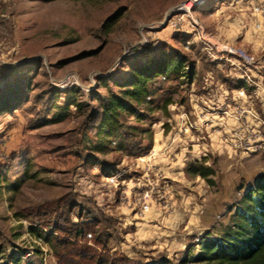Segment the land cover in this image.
<instances>
[{
	"label": "rangeland",
	"instance_id": "1",
	"mask_svg": "<svg viewBox=\"0 0 264 264\" xmlns=\"http://www.w3.org/2000/svg\"><path fill=\"white\" fill-rule=\"evenodd\" d=\"M187 1L0 0V101L24 102L0 114L1 263L24 251L22 264H63L61 254L74 250L85 255L80 264H154L162 257L172 264H211L194 259L201 237L220 236L247 189L264 176V90L252 92L258 84L252 77L244 89L235 86L229 72L238 62L211 60L191 17L215 39L262 61L264 28L257 23L264 17L252 21L250 10H234L221 38L208 18L215 0L191 6V17L176 10ZM114 13L120 18L106 33L100 26ZM172 55L186 64L179 78L160 82L155 99L168 92L173 99L167 113L157 108L142 120L124 116L126 126L136 127L126 150L92 151L99 120L93 93L118 91L115 83L133 67ZM192 69L189 82L184 75ZM67 76L75 83L59 90L54 83ZM256 80L264 85V76ZM221 83L234 88L232 101L207 100L210 85L223 92ZM73 100L81 108L69 104V116L49 122L56 106ZM202 157L214 169L213 184L180 172ZM123 180L136 183L131 203ZM15 182L19 188L11 190ZM149 182L167 198V208L154 194L141 211L138 195ZM166 185L174 187L172 197Z\"/></svg>",
	"mask_w": 264,
	"mask_h": 264
},
{
	"label": "trees",
	"instance_id": "2",
	"mask_svg": "<svg viewBox=\"0 0 264 264\" xmlns=\"http://www.w3.org/2000/svg\"><path fill=\"white\" fill-rule=\"evenodd\" d=\"M51 2L54 0H43ZM222 0H215L214 7ZM213 7V8H214ZM120 18L119 13H114L102 22L101 28L108 33L112 30ZM186 62L179 56L152 60L147 64L133 67L130 73L115 83L118 91L107 88L105 94L94 92L92 100L98 101L99 120L96 124V142L91 143L92 151L106 154L113 150H126L125 140L129 133L136 130L135 126L125 125L123 117L134 116L138 120L144 119L147 112L159 109L167 113V107L173 102L171 93L168 92L162 99H155L162 87L161 80H175L181 73ZM187 80H192L193 69L186 72ZM158 80V83L156 82ZM235 86L245 87L247 83L234 79ZM105 85V83H104ZM250 88L248 87V90ZM73 90H71L72 92ZM63 107L56 106V111L51 117V122H60L69 116V104ZM81 108L80 103H76ZM154 104V107H153ZM140 109H144L142 112ZM146 112V113H145ZM127 129V132L125 131ZM116 146H113L115 145ZM131 154L129 150L128 153ZM206 159L189 161L185 164L184 172L191 177H201L208 184H213L211 176L214 169L205 164ZM11 190L19 188V182L10 184ZM240 205L234 212V219L218 237H210L208 234L201 237L199 251L194 256L196 261H204L211 264H264V176H259L255 184L247 189L240 200ZM29 230L40 238L49 242L48 237L38 228L30 225ZM76 233H80L77 231ZM63 246L65 242H61ZM54 246V245H53ZM61 254L63 264H80L78 258H85L81 251L68 250ZM72 252V253H70ZM3 250H0V254ZM24 251L11 252L6 263L22 264L21 256ZM100 261L97 260V264ZM30 264V263H29ZM154 264H172L169 259L162 257Z\"/></svg>",
	"mask_w": 264,
	"mask_h": 264
},
{
	"label": "crops",
	"instance_id": "3",
	"mask_svg": "<svg viewBox=\"0 0 264 264\" xmlns=\"http://www.w3.org/2000/svg\"><path fill=\"white\" fill-rule=\"evenodd\" d=\"M256 1L257 0H222V1H220L214 8H212V10H210V13L208 14V16H209L208 18H210L209 19L210 27L212 29H214L216 34L219 35L222 38V36L224 35V31L222 32V30H220V28L225 27L226 23L228 22V20L226 21V16H230V13L232 11H234V10H241V11L245 10L246 11L248 9V10L251 11L250 13L252 14V18H250V19L252 21L254 19H256V21H263L261 16H259L253 10V6L256 3ZM223 17H225V20L222 19ZM234 23L235 22L233 21V24ZM257 24L259 25V28L260 27L264 28V24H262V23H257ZM247 34L248 33H246V36H247ZM211 60H213V59H211ZM213 61H216L219 64L221 63L220 62L221 60H213ZM263 68H264V61H262L260 59H255V65H253L252 68L248 67L244 71V73L247 74L248 77H249L248 81H245L246 79L245 80L242 79L243 78L242 77V72L239 71L238 68L236 69L235 67H231L229 74L233 75L232 78H235V79L241 80L243 82H246L247 86L249 84L248 82L251 80L250 78L252 77L255 80V82H256L255 84L258 83L256 89H252V92H255L254 90H257V93L259 92V94H261L260 90H264V85L262 86L260 84V81L256 80V78H261L262 79V77L264 76V69ZM262 81L263 80H261V82ZM218 85H220V88L222 89L223 92H219V87L217 85H213V86H215L217 88V89H214V90L212 89V87L210 85V93H209V96L206 99L209 100V101H232L230 93L232 91H234L233 90L234 88L233 87H229L230 86L229 84L225 85V83H223V84L221 83V84H218ZM215 87H213V88H215ZM240 88L244 89V87H240ZM212 90H213V92H212ZM241 91H243V90H241ZM249 91H251V90H249ZM244 93L245 92H243V94ZM252 96L254 97V94H251V92H250L248 97H252ZM243 97H246V95H243ZM260 97H261V99L259 101H264V93ZM238 99L239 98L233 99V101H236V100L238 101ZM22 103H24V102L23 101H17V102L16 101H14V102L10 101V103H9L10 106H9V104L7 105L6 101H0V114L9 113L10 111H14ZM8 107H9L10 110H8ZM51 117L49 118V122H51L50 121ZM51 123H56V122H51ZM1 132H3V129L0 127V133ZM153 166L156 169H159L160 167H162L160 165H155V164H153ZM167 166L169 168H171L170 164H167ZM179 168H180V172L183 173V170H184L183 166H181ZM171 183H172L173 186L174 185L176 186V183L174 181H171ZM133 184H136V183H133V182L131 183V182H129V180H123V183H121V185L123 186V188H122L123 192L127 196L126 199L127 198L129 199L128 203H131L130 201H131V198H132V193H133V191L135 192V189H134L135 185H133ZM168 185H166L167 191H170V194L169 193L168 194H169V197H172L171 190H174V187L172 185H171V187H168ZM137 188H136V190L139 189V188L138 189ZM128 210L131 211V208H128Z\"/></svg>",
	"mask_w": 264,
	"mask_h": 264
},
{
	"label": "built area",
	"instance_id": "4",
	"mask_svg": "<svg viewBox=\"0 0 264 264\" xmlns=\"http://www.w3.org/2000/svg\"><path fill=\"white\" fill-rule=\"evenodd\" d=\"M202 0H188L187 3L183 5V7H177L176 10L182 11L184 10L185 13H188L187 15L191 17L190 13V7L198 5ZM190 3V7H185L186 4ZM254 12L264 17V0H257L256 3L253 6ZM175 13V12H174ZM172 16V13H170L169 17ZM190 25L191 27L195 28V25L198 27V34L201 41L204 43V50L206 51L207 55L211 57V59L214 60H224L228 62H232V60L238 62V70L243 72V75L249 79L248 75L244 73L246 70L243 66V64L248 66L255 65V59L254 57L246 52L244 49L240 47H235L233 45L220 42L219 40L215 39L213 36H211L209 33L205 32L203 28L197 24V22L191 17ZM180 21L176 22V25L179 26ZM181 25V24H180ZM234 63V62H233ZM247 79V81H248ZM75 83L72 76H67L62 82H56L54 85L59 90H65L67 87L70 88ZM240 93L243 94V91ZM5 135L1 136L2 140H5ZM1 147V146H0ZM247 150V149H246ZM115 177H110L111 182H116ZM146 188L138 195V203L140 204L141 211L144 212L149 209V203L153 199V195H155V201L158 200L159 202L163 201V207L167 208V206L170 204L165 196H161L159 192L156 191V185L146 183Z\"/></svg>",
	"mask_w": 264,
	"mask_h": 264
},
{
	"label": "bare ground",
	"instance_id": "5",
	"mask_svg": "<svg viewBox=\"0 0 264 264\" xmlns=\"http://www.w3.org/2000/svg\"><path fill=\"white\" fill-rule=\"evenodd\" d=\"M188 5H189V6H188ZM190 5H191V4H190V3H188V4H186V6H185V7H190Z\"/></svg>",
	"mask_w": 264,
	"mask_h": 264
}]
</instances>
